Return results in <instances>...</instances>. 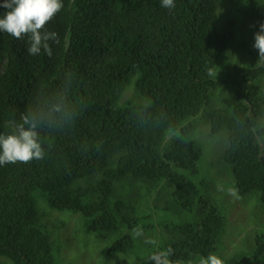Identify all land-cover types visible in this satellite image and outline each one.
<instances>
[{
  "label": "trees",
  "instance_id": "16d2710c",
  "mask_svg": "<svg viewBox=\"0 0 264 264\" xmlns=\"http://www.w3.org/2000/svg\"><path fill=\"white\" fill-rule=\"evenodd\" d=\"M220 1L174 0L175 7L167 9L161 0H62L46 25L58 34L57 42L49 41L51 57L43 49L29 55L28 36L18 40L0 32V133L38 97L57 90L69 71L78 112L72 125L41 133L44 159L0 165V257L11 264H56L47 227L39 226L37 193L50 209L80 214L94 232H122L107 253L127 254L140 222L135 204L151 199V190L159 195L164 185L181 210L203 213L196 223L170 226L171 259L187 264L216 252L224 217L192 181L199 174L201 145L182 138L166 150L161 145L169 124L187 135L194 126L183 122L210 103L214 82L208 72L226 51L234 25L216 29ZM5 11L0 7V18ZM249 20L259 30L263 4H252ZM263 76L264 61L235 68V83L251 86L236 92L231 111L211 112L209 134L228 132L224 162L236 195L257 192L264 209V128L257 129L264 98L253 84ZM132 81L136 93L151 101L150 111L167 115L162 126L141 127V108L116 106ZM116 184L122 185L118 198ZM124 193L128 197L122 199ZM256 237L252 256L233 264H264V236Z\"/></svg>",
  "mask_w": 264,
  "mask_h": 264
},
{
  "label": "rangeland",
  "instance_id": "374dc122",
  "mask_svg": "<svg viewBox=\"0 0 264 264\" xmlns=\"http://www.w3.org/2000/svg\"><path fill=\"white\" fill-rule=\"evenodd\" d=\"M229 1L231 2L227 4L226 0H222L216 7V29L219 32L224 31L230 21H233L234 25L232 37L228 40L226 51L217 65L220 71L216 80L211 76L214 87L211 91L210 103L195 117H190L183 122L184 126L193 125L194 129L186 133L187 135L181 132L183 140L195 141L203 150L198 164L199 174L193 177L192 181L198 186L200 195L209 204L217 207L224 217L225 227L215 252L224 264H233L241 257H251L256 247V236H264V209L258 193L238 196L228 191L234 188L230 166L224 162V152L228 148V132L222 130L214 136L209 134L211 112L215 109L231 111L236 103V92L247 91L251 86V84L235 83V68L247 69L253 64L264 61L259 60V52L253 47L254 35L259 30L255 29L249 20L252 4L264 5V0ZM218 69L215 68L214 71ZM253 84L259 87L264 98V76ZM147 101L150 100L136 93L134 81H132L120 95L116 106L129 102L135 107L142 108ZM263 128L264 108L257 122V129ZM173 139L176 138L165 135L162 149L166 150ZM263 141L264 138H259V142ZM184 174L187 175V173ZM146 185L149 187L152 183H146ZM121 187V184H116L114 198L119 197L118 191ZM134 187L132 185V188ZM162 187L159 189V195L156 194V190L150 191L149 197L152 200L146 198L145 201L135 204L136 210L139 211L137 213L140 217L139 226L143 228L144 236L134 239L135 247L131 252L115 255H109L107 250L121 237L122 232L112 234L94 232L89 229L80 214L50 209L45 199L37 193L39 226L47 227L43 228V231L52 242L56 264H147L148 255L156 251L157 247H169L171 239L169 231L172 228L170 226L196 223L203 219V213L198 209L194 211L195 213L181 210L170 198L169 188L167 187L166 190ZM127 197L128 193L122 195V199ZM145 239H155L157 245L146 244ZM199 258L196 257L187 264H198ZM0 264H11V262L0 257Z\"/></svg>",
  "mask_w": 264,
  "mask_h": 264
},
{
  "label": "clouds",
  "instance_id": "9594fccd",
  "mask_svg": "<svg viewBox=\"0 0 264 264\" xmlns=\"http://www.w3.org/2000/svg\"><path fill=\"white\" fill-rule=\"evenodd\" d=\"M161 6L167 9L175 7L174 0H161ZM0 7L6 9L0 18V32L7 33L15 39H23L28 36L29 55H38L43 49L49 57L52 56V49L49 41L57 42L58 34L55 31H48L46 25L62 9V0H4ZM253 47L259 52V60H264V23L259 26V32L254 35ZM216 69H218L215 66ZM220 71L209 70L208 75L216 80ZM74 73L66 72L62 85L51 94H44L38 97L34 107L22 114L19 121L10 119L6 122L8 131L0 133V165L7 163H28L35 160H42L45 151L42 147L41 133L45 131H60L72 125L78 115L77 108L71 99ZM151 101L143 104L136 112L137 122L141 127L157 128L167 120L163 112L153 113ZM169 138L181 139V130L171 124L165 129ZM232 195L236 194L234 188L228 189ZM134 239L144 236L141 226L132 229ZM144 243L153 246L157 245L155 239H145ZM174 250L169 246L166 248L157 247L147 257V264H183L181 260L173 261L171 257ZM198 264H224V261L215 253L209 254L206 258L200 257Z\"/></svg>",
  "mask_w": 264,
  "mask_h": 264
},
{
  "label": "bare ground",
  "instance_id": "6f19581e",
  "mask_svg": "<svg viewBox=\"0 0 264 264\" xmlns=\"http://www.w3.org/2000/svg\"><path fill=\"white\" fill-rule=\"evenodd\" d=\"M65 61V60H64ZM72 64V63H71ZM166 184V183H165ZM169 190V189H168ZM237 198V197H236ZM164 200V199H163ZM160 206V205H159ZM195 213V212H194ZM56 228V227H55Z\"/></svg>",
  "mask_w": 264,
  "mask_h": 264
}]
</instances>
